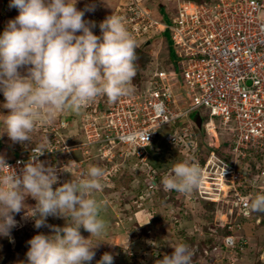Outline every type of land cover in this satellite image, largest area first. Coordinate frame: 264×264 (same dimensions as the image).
I'll use <instances>...</instances> for the list:
<instances>
[{
	"label": "built area",
	"instance_id": "built-area-1",
	"mask_svg": "<svg viewBox=\"0 0 264 264\" xmlns=\"http://www.w3.org/2000/svg\"><path fill=\"white\" fill-rule=\"evenodd\" d=\"M113 15L123 19L141 44L167 32L178 60L156 67L143 91L120 99L113 108L106 109L103 96L87 104L93 113L104 108V123L91 116L84 125L85 143L67 145L60 138L45 147L26 146L18 156L5 159L6 164L20 175L42 150L36 160L55 171L53 163L68 150L92 144L100 145L103 156L120 145V156H141L146 162L156 131L171 126L169 144L184 155L183 161L201 168L198 196L213 202L227 198L236 213L245 216L246 204L255 196L248 188L264 194V0H178L166 17H157L144 0H125ZM201 130L210 138L226 136L223 141L229 144L222 155L212 147L202 163L196 133ZM117 170L115 165L106 169L103 178ZM155 180V174L149 175L150 188ZM228 230L221 243L224 251L240 244L235 227L229 225ZM189 248L193 255L198 251L197 245Z\"/></svg>",
	"mask_w": 264,
	"mask_h": 264
},
{
	"label": "clouds",
	"instance_id": "clouds-1",
	"mask_svg": "<svg viewBox=\"0 0 264 264\" xmlns=\"http://www.w3.org/2000/svg\"><path fill=\"white\" fill-rule=\"evenodd\" d=\"M76 3L10 0L9 6L19 14L0 34V93L8 110L3 123L13 142H29L36 122H44L53 113H78L98 97L116 102L134 91L136 40L125 22L118 15L107 17L99 25L98 37ZM22 67L26 75L18 71ZM43 153L34 154L20 175L0 157V236L9 235L16 226L13 214L22 210L37 229L47 226L49 216L62 217L65 226L53 227V235L37 234L28 241V264H91L98 244L93 245L91 238L101 236L106 228L100 204L92 198L94 191L103 188V170L90 166L77 179L53 190L54 169L36 160ZM161 183L166 191L190 193L201 183V168L189 161L176 163ZM27 197L36 201L34 207L26 208ZM246 208V215L264 212V194L251 198ZM80 228L90 234L88 239L81 236ZM192 257L189 246L178 243L171 255L156 264H192ZM97 264H113V256L104 253Z\"/></svg>",
	"mask_w": 264,
	"mask_h": 264
},
{
	"label": "rangeland",
	"instance_id": "rangeland-1",
	"mask_svg": "<svg viewBox=\"0 0 264 264\" xmlns=\"http://www.w3.org/2000/svg\"><path fill=\"white\" fill-rule=\"evenodd\" d=\"M124 1L77 0L76 7L84 11L83 18L86 22L95 25L88 26L99 37L100 23L113 15L117 6ZM177 1L144 0L148 9L157 17H166V11H172ZM9 5L10 0H0V34L6 29L8 21L19 14L16 8ZM89 8L91 10H86ZM154 40L150 46L136 42V51L141 54L136 55L137 72L132 81L134 91L116 102H109L103 96L106 109L115 107L120 99L143 91L156 67L165 68L168 61L175 63L178 60L167 32L160 33ZM18 71L21 75L27 74L25 67ZM98 99L102 100L100 97ZM4 103V97L0 93V157L4 159L18 156L23 147H45L49 142L60 138L67 145L83 144L86 141L83 136L84 125L91 122V116H97L96 123H104L102 106L96 113L90 107L84 106L78 113L69 110L53 113L44 122L38 120L33 131L29 133V142H13L7 136L3 123L8 114ZM170 132L171 126H163L156 131V138L147 149L146 162L140 159L141 156H120V145L111 150V155L103 156L100 145L92 144L81 149L68 150L60 157V162L56 165L53 163L57 178V183L52 186L53 190L63 183L77 179L83 170L87 171L93 165L101 168L104 174L106 169L114 165L119 169L112 171L109 179L102 177V190L92 193V198H96L100 204L99 214L105 221L106 228L101 236L91 238L93 245L98 243L93 249L95 256L91 264H97L104 253L113 256V264H156L164 255H171L178 243H185L189 247L198 246V251L192 257V264H264V212L241 216L236 213L233 205L227 203V198L213 202L200 198L197 188L190 193L164 189L161 183L163 177L171 173L174 164L184 160V155L169 144L167 136ZM197 137L202 154L199 156L201 163L208 156L209 144L213 145L218 154H223L225 147L220 143L226 136L220 135L215 139L200 132ZM63 165L66 167L63 168ZM154 174L157 176L156 186L150 188L146 180L149 175ZM209 186L206 182V187ZM222 189L225 187L222 186ZM248 189L252 195H256L257 189ZM195 196L198 198L195 199ZM24 203L26 208H31L36 201L27 197ZM230 208L234 210L231 212ZM136 210L143 214L133 215ZM26 211L30 214V209ZM13 215L16 226L10 230L8 236H0V264H28V241L37 234L51 236L54 234L53 227H64L66 223L62 217L49 216L46 218L47 226L37 229L34 227V220L27 217L24 210ZM67 222L70 223V219ZM229 225L235 227L233 234L238 237L240 244L235 250L224 251L221 241L224 235L230 233ZM79 231L83 238H89L90 234L83 228ZM204 250L208 252L205 253Z\"/></svg>",
	"mask_w": 264,
	"mask_h": 264
},
{
	"label": "trees",
	"instance_id": "trees-1",
	"mask_svg": "<svg viewBox=\"0 0 264 264\" xmlns=\"http://www.w3.org/2000/svg\"><path fill=\"white\" fill-rule=\"evenodd\" d=\"M186 1H192V2H196V3H201V2H210L211 0H197V1H195V0H186ZM174 4H176V3H174ZM160 9H163L162 7H159ZM138 48V47H137ZM140 49V48H139ZM138 50V49H137ZM139 55V54H141L140 52H137L136 51V55ZM197 133H200V131H196ZM220 144H222V146L223 147H227L229 144H228V142L227 141H223V142H221ZM210 145V149L212 148V145L211 144H209ZM209 145H207V146H209ZM157 177V176H156Z\"/></svg>",
	"mask_w": 264,
	"mask_h": 264
},
{
	"label": "crops",
	"instance_id": "crops-1",
	"mask_svg": "<svg viewBox=\"0 0 264 264\" xmlns=\"http://www.w3.org/2000/svg\"><path fill=\"white\" fill-rule=\"evenodd\" d=\"M106 197V195H104ZM96 199V198H94ZM142 211H138L136 210L135 212H133V215H142L143 213H141Z\"/></svg>",
	"mask_w": 264,
	"mask_h": 264
},
{
	"label": "water",
	"instance_id": "water-1",
	"mask_svg": "<svg viewBox=\"0 0 264 264\" xmlns=\"http://www.w3.org/2000/svg\"><path fill=\"white\" fill-rule=\"evenodd\" d=\"M147 44H148V43H147ZM147 44H146V45H147ZM200 126H201V122H199V124H198V127H199V128H200Z\"/></svg>",
	"mask_w": 264,
	"mask_h": 264
}]
</instances>
